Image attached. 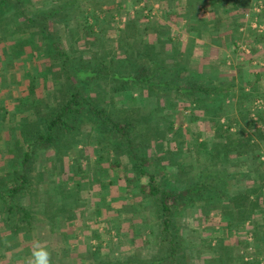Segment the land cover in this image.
<instances>
[{"label":"rangeland","instance_id":"1","mask_svg":"<svg viewBox=\"0 0 264 264\" xmlns=\"http://www.w3.org/2000/svg\"><path fill=\"white\" fill-rule=\"evenodd\" d=\"M167 1L170 6L172 0ZM5 2L0 12V190L13 184L15 172L20 168L19 157L25 143L21 142L24 110L34 102V96L41 98L45 92H50L48 102L53 106L51 92L60 84L67 87L66 80L54 83L56 72L62 71V61L54 62L53 70L49 67L57 56L51 49L54 42L68 56V68L83 71L100 68L97 77L88 82H78L72 77L73 84L76 83L81 93L98 108L108 115L128 110L154 115L153 124L159 134L157 137L146 134L152 145L146 152L152 161L149 169L160 174L158 180L162 184L183 188L191 177L195 180L197 174L224 170V165L229 164L227 158L241 164L234 170L240 175L234 182L229 181V187L225 185L230 195L251 191L257 186L259 175L264 178V141L257 143L260 155L253 152L255 158L249 165L241 163L245 159L238 156L237 149L226 153L228 156L225 155L224 160L222 158L225 149L236 145L237 136L249 129L246 121L250 119L256 128H264L255 114L259 108L264 116V108H261L264 71H260L262 84L253 86L251 81L257 69L249 70V66L246 74L238 71L232 76L223 68L219 73L196 68L190 58L193 44L183 34L187 21L178 20L180 14L175 16L178 22L169 21V6L165 0ZM190 3L188 0V6ZM195 3V11L197 6L202 12L213 9L214 14L220 13L222 20L214 23L208 31L210 36L217 34L221 26L224 29L225 23L230 30L234 25L240 29L238 36L230 40L234 41L230 43L239 53L246 51V55L248 49V54L254 53L251 51L252 38L257 34L262 44L264 0H246L238 10L233 7L234 0H208L207 6L202 0ZM237 14L242 16L236 18ZM159 34L168 37L161 36L163 38L158 41ZM221 36L215 38L219 43L224 42V34ZM201 40L205 42L208 38ZM247 62L245 56V67ZM143 64L155 69L158 79L176 80L185 85L186 77L190 76L211 91L207 95L190 92V96H186L172 89L142 87L134 81H124L123 78L138 73ZM34 75L38 76L37 85L35 81L30 82ZM256 95L258 98L252 102ZM24 96H29L31 101H26ZM39 114L29 117L37 126L33 124L25 128V132L31 134V129L35 132L42 127ZM244 114L248 120L240 119ZM89 121L63 133L55 146L35 149L33 167L29 171L31 183L17 196V202L31 209L37 220L33 222V230L19 235V240L8 234L4 244L9 248L6 256L11 262L25 264L37 239L51 250L53 264L58 261L59 264L131 261L140 264L138 262L148 261L157 253L158 221L152 201L140 204L134 188L136 183L126 181L122 170L116 175L112 162L119 160L129 168L128 159L122 150H111L107 141L95 131L93 120ZM169 121H172L171 126ZM228 124L231 127L225 133ZM145 126H140L143 133H147ZM139 136L143 139L144 134ZM210 186L212 196L220 193ZM221 196L220 202L207 203L204 199L175 215V224L184 238L177 255L181 254L185 264H229L228 259L234 257V253H242L245 259L252 256L264 264L262 214L253 218L247 215L249 221L245 222L246 226L251 222L258 240L247 247L238 245L239 232L228 233L224 229L227 220L224 210L232 209L233 205L224 201V192ZM3 207L0 204V235L11 229L3 224L6 221ZM11 220L15 227L13 216ZM250 235L248 241L253 240Z\"/></svg>","mask_w":264,"mask_h":264},{"label":"trees","instance_id":"2","mask_svg":"<svg viewBox=\"0 0 264 264\" xmlns=\"http://www.w3.org/2000/svg\"><path fill=\"white\" fill-rule=\"evenodd\" d=\"M5 1L6 0H0V12H3ZM52 48V51L56 52L57 56L55 59L51 60L49 64L50 69L53 70L51 66L54 62L59 60L62 61L60 68L62 71L56 72L57 74L54 72L56 75L54 83L58 82L60 84V82L66 80L65 83L67 87L60 84L57 89L51 92V99L54 103L53 106H49L48 102L50 100V94L48 93L50 92H45L44 96L41 98H36L34 96V102H31V104L28 105L30 107L24 110L25 116L22 118V126H24V128L22 127L23 129L21 131L23 139L21 142H25L26 144H23L21 156L19 157L20 168L15 172V181L13 184L6 190H0V204L4 205L2 212L4 217H6V221H3V224L6 228L8 226L11 227L10 230L6 229V231L0 235V264H15L6 256L9 248L4 242L8 234H13L14 236L10 235V237H17L19 240V235L33 230V222L37 220L31 209L17 202V196L26 189L29 183H31L29 171H31L33 167V153L35 149H48L53 145L55 146L57 141L61 139L63 133L72 131L76 129L78 125L84 124V122H90L89 120H93L92 126L95 125L93 126L96 127L95 131L107 141L110 149L122 150V153H124L128 159L129 168L123 166L122 162L119 160H114L112 162L113 164L111 163V167L115 169L116 175L122 170L126 181L131 184L136 183L134 188L137 189L138 193L136 192V194H138L140 204L147 200H151L153 203L158 221V251L151 257L152 259L138 263L185 264V261L180 258L181 254L177 255L179 250L181 251L184 238L179 226L175 224V215L183 208L191 206L195 202L204 201V199L207 203L215 201L220 202L222 201L221 194L223 192L224 201L233 205L232 209L224 210L225 213L224 211L222 212L227 217V220L224 221L225 231L228 233L234 232L235 234L239 232L240 236L237 238V244L244 247L250 246L254 241L258 240V236H256L253 228H251V222L248 226L245 225V222L249 221L247 215L253 218L254 215L261 213L264 218V178L262 176L259 175L257 186L251 191L245 190L230 195L229 192H226L225 185L229 187V181L234 182L237 178L236 176L240 175L239 173H235L234 170L241 164L240 162L232 161L227 158L229 164L228 166L224 165V170L221 172H216L214 170L212 174L211 172L197 174L196 179L194 180L193 177H191L192 179H190L183 188L162 184V182L158 180L160 174L149 169L152 161L146 152V149L149 150L152 147L151 139H147L146 134L152 133L154 137H157L156 135L159 134V130L155 128L153 124L154 115L152 113L140 115V112L129 110L123 113L108 115L105 110L98 108L95 103L85 97L81 93V88L75 85L76 83L73 84L72 79L73 77L78 82H88L92 78L97 77L100 68H90L86 71L68 68L66 64L68 56L64 54L56 42L51 46V49ZM61 57L65 58L61 59ZM150 68L151 66L148 64H143L138 69V73L123 79L124 81H134L142 87L152 86L163 90L172 89L176 93H181L186 96H190V92H200L207 95V93L211 91L189 75V77H186L187 82L184 83L185 85L177 83L176 80L171 81L166 78L163 80L162 78L158 79L155 74V69ZM156 69H159V67ZM41 73L42 76H44V72L41 71ZM35 79L38 80L37 75H34L30 82L34 83L35 81L36 85L39 84ZM72 84L73 88L71 87ZM29 92L33 91L29 90ZM23 98L26 99V101H31L29 96H24ZM23 98L20 99L21 102ZM257 98V95L253 96L251 99L252 102ZM256 109L258 111L255 113L258 119L257 121L264 123L263 111L258 110L259 108ZM44 110L47 112H44ZM39 112H43V114H39ZM33 114H35V116L39 114L38 119L42 120L43 125L40 129L35 131L36 134L33 129L30 130L31 134H29L24 131L26 130L25 128L33 126V124L37 126L34 120L29 118L33 116ZM245 118H247L245 114L240 116V119L248 120V118ZM169 123L171 126L172 121H169ZM246 123L249 129L247 131L245 129V131H242L241 134L237 136L235 140L236 145L229 146V150L225 149L224 156L222 157L223 160L233 149L238 150V156L244 157H242V160H245L241 162L244 166L249 165L251 159L255 158L252 156L253 152L260 155L258 154L259 149H257V143L264 141V128H256L255 123L250 119L246 121ZM144 124L146 125L145 130H147V133H143L142 129L140 130V126ZM230 127V124H228V126L224 128L225 133H228ZM139 134H144L143 139ZM137 135L139 138H137ZM12 151L14 153V149H12ZM205 168H207V166ZM208 177H211L212 181ZM144 178L145 182H142ZM112 183L113 181L110 182V185H112ZM210 185L215 187L212 189H219L220 193H213L214 195L212 196ZM231 186H233V184H231ZM223 187L224 190H221ZM221 191L223 192L221 193ZM11 216L14 217L15 227L11 224ZM248 234H251L250 238L253 240L248 241ZM233 256L234 257L228 259L229 264H263L252 256L250 259H245L246 257L242 253H234ZM59 262L60 261H58V264ZM134 262L136 261L117 264H136Z\"/></svg>","mask_w":264,"mask_h":264},{"label":"crops","instance_id":"3","mask_svg":"<svg viewBox=\"0 0 264 264\" xmlns=\"http://www.w3.org/2000/svg\"><path fill=\"white\" fill-rule=\"evenodd\" d=\"M202 1L206 3V6L208 5V0H202ZM234 1L235 3L233 7L234 9L236 8L238 10L241 3L246 0H234ZM195 2H197V0L195 1L191 0L190 3L191 5L189 4L190 6L189 7L188 0H172L169 6L168 1L165 0V3L169 6V11H168L169 13L168 19H170L169 21L171 20L176 21L175 16L178 14H180V18L178 20H183L185 22L187 21L184 30L185 33L183 34L186 37H189L191 45L193 44L192 48L194 52L190 57L193 65H195L196 68L199 67L198 69L201 68V69L210 70L212 71V73L216 71H218L217 73H219L220 70L224 69V72H226L229 76H232L233 73L234 75H237L238 71L241 73V75H244L245 70L248 69L249 66V70L257 69L256 73H254L255 79L251 81V85L256 86V84L258 85L262 84L264 78L262 79L263 73H261L260 71H264V39L261 44L260 42L261 36L257 34V36L259 37L256 36L255 39L252 38L251 51L252 53L253 52L254 53L251 55L248 54L249 49L246 55H245L246 51L245 52L241 51L239 53V51L234 50L231 45V43H233L234 41L232 40L231 42L230 40L231 38H233V36L234 38L235 36L236 37L238 36V33H240V29L239 28L237 29L236 25H234L233 26L234 30L232 29L234 33H232L230 27L228 28V24L224 23L225 25L224 29H222V26L220 25L221 26V28L219 29L220 31H218L217 34H214V36H212L213 34L210 36L211 32L209 33L208 31L211 30V27L214 26L215 22L217 23L218 19L222 20V18H220L219 15L220 13H218V15L214 14L213 9L210 10L211 12L208 11L202 12L199 11L200 7L197 8V6L195 7L196 8L195 11L194 9V6L196 4ZM237 10L234 11L236 12ZM239 16H242V14H237L236 18H238ZM226 23H228V21ZM206 34H209V36H207ZM223 34H224V42L221 41V43H219L220 41L216 40L217 39L216 37L221 38L222 37L221 35ZM158 36H157L158 41H160V39L163 38L161 36L168 37V35L166 36L163 34H159ZM227 36L228 38L230 36V38L228 39ZM202 38H208V40L204 42L203 40H201ZM238 53L242 54V56L239 57ZM245 56L246 58H248V62H247L248 64L246 67L244 63ZM238 57L240 58V61ZM260 80L262 81L259 82Z\"/></svg>","mask_w":264,"mask_h":264},{"label":"clouds","instance_id":"4","mask_svg":"<svg viewBox=\"0 0 264 264\" xmlns=\"http://www.w3.org/2000/svg\"><path fill=\"white\" fill-rule=\"evenodd\" d=\"M25 264H53L52 252L39 239L32 244L30 255L25 259Z\"/></svg>","mask_w":264,"mask_h":264},{"label":"built area","instance_id":"5","mask_svg":"<svg viewBox=\"0 0 264 264\" xmlns=\"http://www.w3.org/2000/svg\"><path fill=\"white\" fill-rule=\"evenodd\" d=\"M259 27H261V26H259ZM262 103V102H261ZM259 106V105H258ZM261 108H264V104H261Z\"/></svg>","mask_w":264,"mask_h":264}]
</instances>
